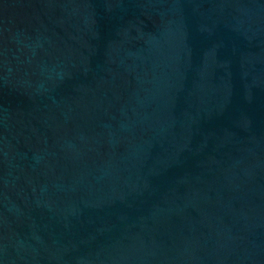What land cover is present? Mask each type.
Listing matches in <instances>:
<instances>
[{
  "label": "water",
  "instance_id": "obj_1",
  "mask_svg": "<svg viewBox=\"0 0 264 264\" xmlns=\"http://www.w3.org/2000/svg\"><path fill=\"white\" fill-rule=\"evenodd\" d=\"M0 264H264V0H0Z\"/></svg>",
  "mask_w": 264,
  "mask_h": 264
}]
</instances>
